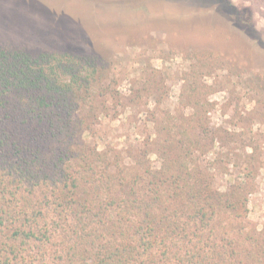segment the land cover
<instances>
[{"label": "trees", "instance_id": "1", "mask_svg": "<svg viewBox=\"0 0 264 264\" xmlns=\"http://www.w3.org/2000/svg\"><path fill=\"white\" fill-rule=\"evenodd\" d=\"M205 67L162 112L156 68L122 94L110 61L1 46L0 264H264V223L248 219L259 146L211 124ZM150 99L139 145L90 140Z\"/></svg>", "mask_w": 264, "mask_h": 264}, {"label": "rangeland", "instance_id": "2", "mask_svg": "<svg viewBox=\"0 0 264 264\" xmlns=\"http://www.w3.org/2000/svg\"><path fill=\"white\" fill-rule=\"evenodd\" d=\"M33 55L71 52L110 61L118 90L128 94L149 69L164 79L175 111L190 63L206 64L203 81L215 103L211 124L252 134L259 146L257 191L248 219L264 223V0H0V47ZM146 102V100H143ZM144 107L120 106L90 140L103 147L139 145L150 128ZM235 114V119L231 116ZM251 129V131H249ZM251 132V133H250ZM248 152L250 148H247Z\"/></svg>", "mask_w": 264, "mask_h": 264}]
</instances>
